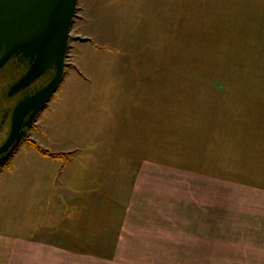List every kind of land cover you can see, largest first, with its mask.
Returning <instances> with one entry per match:
<instances>
[{
    "label": "crops",
    "instance_id": "obj_1",
    "mask_svg": "<svg viewBox=\"0 0 264 264\" xmlns=\"http://www.w3.org/2000/svg\"><path fill=\"white\" fill-rule=\"evenodd\" d=\"M117 2L89 0L84 8L85 13L91 11L90 17H82L83 23L90 24L97 39L99 32L110 36L124 25L129 11L116 7ZM218 7L233 10V21L242 20L240 11L244 16H249L246 10L263 11L264 0L219 1ZM94 11L102 18L95 20ZM169 23L175 31L176 23ZM141 26L140 21L132 33L138 44ZM97 39L89 43L97 51L118 49L112 39L107 46H99ZM145 45L138 49L160 53L162 48L160 43L151 42L146 49ZM82 69L65 73L30 133L55 146L68 139L75 143L74 138H108L109 149L103 152L107 159L99 161L104 146L99 142L84 148L75 145L80 155L74 151L76 156L66 163L23 143L0 170V264H75L64 260L80 259L82 251L91 250H115L119 264H211L215 256L229 257L226 251H233V264H264V77L249 81V97L243 99V107L242 98L237 103L233 178L228 180L223 173L218 177L203 171L210 170L207 159L217 160L216 168L226 170L219 124L217 137L201 135L200 151H186L195 159H145L146 146L136 149V142L126 140L146 137L145 121L134 116L138 110L122 108L129 105L125 103L115 113L114 96L105 101L95 97L104 85ZM156 128L147 127L153 139L160 136ZM110 138L125 141L113 148ZM115 153L132 157L114 158ZM199 168L201 176L190 172ZM185 173L187 183L181 180ZM115 176L121 178L123 191L116 197Z\"/></svg>",
    "mask_w": 264,
    "mask_h": 264
},
{
    "label": "rangeland",
    "instance_id": "obj_2",
    "mask_svg": "<svg viewBox=\"0 0 264 264\" xmlns=\"http://www.w3.org/2000/svg\"><path fill=\"white\" fill-rule=\"evenodd\" d=\"M88 1L79 2L72 28L66 73L80 67L91 79L100 81L104 86L98 89L95 97L105 101V97L114 96L115 113L125 103L129 105L122 108L129 106L131 110H138L134 116L140 122L145 121L146 130L143 133L146 137L126 140L136 142V149L144 144L145 159L154 158L163 163L183 161L184 157L186 160L195 159L193 155L186 156V151H200L201 135L217 137L219 124L222 128L220 138L225 139L220 151L226 154V170L222 172L216 168L217 160L207 159L209 161L205 160L206 163H211L205 165H210V170L203 171L218 177H223V173L228 180L232 179L231 141L237 103L242 98L243 107V99L249 97V86H246L249 81L264 77L260 73L264 71V10H253L250 13L246 10L250 17L244 16V11H240L242 20L233 21V10H219L218 7L219 1L228 0H118L115 6L120 10L127 7L129 11L124 25L110 36L99 32L97 35L100 39H97L92 33L93 30L90 31V24L83 23L82 19L83 16L90 17L91 10L88 13L84 11ZM93 18L96 20L102 16L94 11ZM140 21L143 32L138 44L132 33L138 30ZM169 22L176 23L175 31ZM233 22L237 24L231 25ZM121 33L124 34L120 35ZM96 39L99 46H105L107 40L112 39V44H116L118 49L111 50L107 47L109 53L106 50L97 51L89 44L97 43ZM151 42L153 45L161 44L160 53H145L138 49L145 44V49L148 48ZM125 50L131 52L125 53ZM250 50L255 52L250 53ZM254 69L257 73H253ZM131 114L130 117L133 116ZM155 124L160 136L153 139L152 135L149 136L147 127ZM29 139L52 153L63 154L64 159H60L63 163L80 155L77 147L84 148L96 142L104 145L98 155L99 161L107 159L106 153H103L107 148L108 138L105 137L97 140L74 138L75 143L68 139L64 145L57 146L47 143L36 133H29L27 140ZM27 140L24 143H28ZM109 141L110 146L115 148L124 143L125 139L110 138ZM209 146L211 147L210 144ZM66 148L70 149L65 150ZM215 154L209 153L208 156L217 157ZM128 156L132 157V154L113 155L114 158L123 160ZM196 160H200V157ZM191 171L198 176L202 174V169ZM130 173L133 174L132 171ZM181 178L184 183L189 180L186 173ZM115 179L116 197L123 191L120 189L121 178L115 176ZM227 246L232 248V242ZM115 253L117 255L115 250L82 251L80 259L62 260L70 263L74 261L75 264H119L121 260H116ZM216 253L218 252L214 251ZM226 253L229 257L218 259L215 256L216 259H211V264H233V251ZM145 261H152V258Z\"/></svg>",
    "mask_w": 264,
    "mask_h": 264
},
{
    "label": "water",
    "instance_id": "obj_3",
    "mask_svg": "<svg viewBox=\"0 0 264 264\" xmlns=\"http://www.w3.org/2000/svg\"><path fill=\"white\" fill-rule=\"evenodd\" d=\"M79 0H0V70L11 61L23 71L9 88L16 102L0 145V169L13 157L61 84ZM48 76L45 84L41 79ZM40 85V86H39Z\"/></svg>",
    "mask_w": 264,
    "mask_h": 264
},
{
    "label": "flooded vegetation",
    "instance_id": "obj_4",
    "mask_svg": "<svg viewBox=\"0 0 264 264\" xmlns=\"http://www.w3.org/2000/svg\"><path fill=\"white\" fill-rule=\"evenodd\" d=\"M19 70L20 65L12 61L4 69L0 70V145L9 134L13 106L22 97L34 91L31 87L14 96L8 95L9 88L19 79L20 74L23 72ZM47 80L48 76L41 79V84H45Z\"/></svg>",
    "mask_w": 264,
    "mask_h": 264
},
{
    "label": "trees",
    "instance_id": "obj_5",
    "mask_svg": "<svg viewBox=\"0 0 264 264\" xmlns=\"http://www.w3.org/2000/svg\"><path fill=\"white\" fill-rule=\"evenodd\" d=\"M28 143L30 145H32L33 147H35L42 155L44 156H49V157H52V158H56V159H64V155L63 154H55V153H52L42 147H40L34 140L32 139H29L27 140Z\"/></svg>",
    "mask_w": 264,
    "mask_h": 264
}]
</instances>
